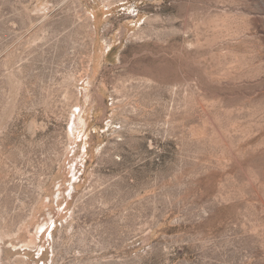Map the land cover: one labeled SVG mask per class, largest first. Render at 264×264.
Returning a JSON list of instances; mask_svg holds the SVG:
<instances>
[{"label": "rangeland", "instance_id": "1", "mask_svg": "<svg viewBox=\"0 0 264 264\" xmlns=\"http://www.w3.org/2000/svg\"><path fill=\"white\" fill-rule=\"evenodd\" d=\"M0 264H264V0H0Z\"/></svg>", "mask_w": 264, "mask_h": 264}, {"label": "bare ground", "instance_id": "2", "mask_svg": "<svg viewBox=\"0 0 264 264\" xmlns=\"http://www.w3.org/2000/svg\"><path fill=\"white\" fill-rule=\"evenodd\" d=\"M79 107H80V106L78 105V107H77V108H79ZM77 108H76V109H77ZM85 124L87 125V124H88V122H87V121H85ZM71 133H73V128H72V127H70V131H69V134H70V136H72V135H71Z\"/></svg>", "mask_w": 264, "mask_h": 264}]
</instances>
